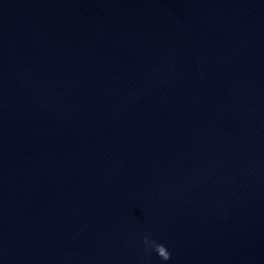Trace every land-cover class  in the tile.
<instances>
[{
	"label": "water",
	"instance_id": "1",
	"mask_svg": "<svg viewBox=\"0 0 264 264\" xmlns=\"http://www.w3.org/2000/svg\"><path fill=\"white\" fill-rule=\"evenodd\" d=\"M0 264H264V0H0Z\"/></svg>",
	"mask_w": 264,
	"mask_h": 264
},
{
	"label": "clouds",
	"instance_id": "2",
	"mask_svg": "<svg viewBox=\"0 0 264 264\" xmlns=\"http://www.w3.org/2000/svg\"><path fill=\"white\" fill-rule=\"evenodd\" d=\"M168 255H169V254H168ZM167 257H168V256H167ZM167 257H166V258H167Z\"/></svg>",
	"mask_w": 264,
	"mask_h": 264
}]
</instances>
